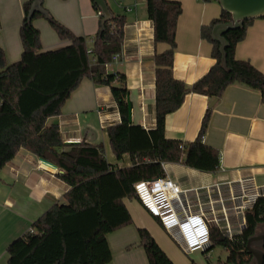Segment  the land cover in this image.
Wrapping results in <instances>:
<instances>
[{"label":"trees","instance_id":"obj_1","mask_svg":"<svg viewBox=\"0 0 264 264\" xmlns=\"http://www.w3.org/2000/svg\"><path fill=\"white\" fill-rule=\"evenodd\" d=\"M32 2L24 4L20 61L9 65L6 52L0 47V172L25 149L63 171L58 176L69 191L63 203L50 208L33 224V233L27 232L11 243L8 264H110L113 254L108 236L133 225L124 200L139 202L135 184L165 177L166 164H183L204 174L215 173L220 168L219 151L204 143L212 109L207 110L193 142L166 137V118L182 106L186 96L198 94L220 99L229 86L240 84L260 91L264 102V75L250 62L235 57L236 47L245 39L255 19L224 35L228 41L225 63L220 44L212 40L211 33L214 25L230 22L231 15L222 10L218 19L203 27L201 38L213 45L212 57L216 63L202 79L188 86L174 77L176 33L182 6L169 0H147L154 42L170 48L154 56L156 127L146 130L131 121L132 104L125 74L107 72L113 57L123 52L125 17L112 14L111 21L102 24L100 16L99 30L92 42H88L86 37L75 35L50 16L51 27L68 45L44 52L41 33L34 21L45 17L35 14L29 21ZM92 3L99 13L98 6ZM85 78L111 89L121 121L107 128L109 144L117 160L130 157V167L111 165L102 144H64L59 127L47 125L49 118L61 115L64 105ZM246 220L244 231L233 239L213 230L208 252L219 245L227 252L224 263L254 264L247 243L264 230L263 200L257 202ZM138 235L139 246L149 264H174L147 229H138ZM191 264L196 263L191 261Z\"/></svg>","mask_w":264,"mask_h":264},{"label":"crops","instance_id":"obj_2","mask_svg":"<svg viewBox=\"0 0 264 264\" xmlns=\"http://www.w3.org/2000/svg\"><path fill=\"white\" fill-rule=\"evenodd\" d=\"M28 1L0 0V47L5 50L9 65L20 61L22 56L20 28L24 18V4ZM107 1L112 14H121L126 19L122 58L118 63L108 65L107 72H120L126 76L132 104V123L146 130L154 129V56L170 47L164 43L155 44L153 22L148 19L147 13L142 16L139 12L140 8H146L147 0ZM169 1L179 2L182 6L176 33L174 77L192 86L216 63L212 57L213 45L202 39L200 33L203 27L220 17L222 9L214 0ZM43 7L56 21L75 35L86 37L89 42H92L99 30L100 16L92 0H44ZM34 26L41 33L44 52L68 45L59 39L48 19L40 17L34 21ZM235 57L250 62L264 75L263 18L255 19L247 29L245 39L236 47ZM214 100L198 94L187 95L182 106L167 116L166 137L184 143L193 142L199 134L207 110L212 109L204 143L219 151L220 168L215 173L204 174L183 164H166V175L184 188L235 182L251 176L257 185L264 186V102L260 91L234 84L212 106ZM120 121L111 89L85 78L64 105L61 115L49 118L47 125L59 127L66 145L81 142L102 144L107 161L111 165L125 168L132 164L130 157L116 159L107 133L108 127ZM58 175L59 170L44 165L25 149H21L0 172V264H8V248L14 240L29 232L33 224L50 208L64 202L69 187ZM124 203L133 218V226L108 236L113 254L110 264H149L144 250L139 246L138 229H147L174 264H191L175 243L172 245L165 241L167 237L162 235L164 230L161 225L157 223L158 227L149 221L142 210L141 223L131 212L133 201L126 199Z\"/></svg>","mask_w":264,"mask_h":264},{"label":"built area","instance_id":"obj_3","mask_svg":"<svg viewBox=\"0 0 264 264\" xmlns=\"http://www.w3.org/2000/svg\"><path fill=\"white\" fill-rule=\"evenodd\" d=\"M121 58L122 54H116L112 64ZM134 188L142 206L158 219L165 233L186 255L208 252L213 230L228 239L241 234L247 225V214L257 202L264 201V186L257 185L253 176L184 188L166 175L137 183Z\"/></svg>","mask_w":264,"mask_h":264},{"label":"water","instance_id":"obj_4","mask_svg":"<svg viewBox=\"0 0 264 264\" xmlns=\"http://www.w3.org/2000/svg\"><path fill=\"white\" fill-rule=\"evenodd\" d=\"M99 8L102 14V24L111 21L113 15L107 0H92ZM44 0H33L28 19L31 21L35 14H41L46 19L50 15L43 7ZM221 9L231 15V21L228 23H218L214 25L211 33L213 41L220 44V52L226 62L225 50L228 47V41L224 35L232 30L241 29L244 22L251 19L264 18V0H218ZM215 99L212 106L216 104ZM131 118V114H130ZM49 168L57 171L58 168L49 162L41 160ZM63 175V171H59ZM248 253L253 257L254 264H264V231L249 239L247 243ZM227 264V263H224Z\"/></svg>","mask_w":264,"mask_h":264},{"label":"rangeland","instance_id":"obj_5","mask_svg":"<svg viewBox=\"0 0 264 264\" xmlns=\"http://www.w3.org/2000/svg\"><path fill=\"white\" fill-rule=\"evenodd\" d=\"M139 12L143 16L147 13V10L145 7H142V8H140ZM118 15H121V14H118ZM132 16H134V15H132ZM130 209H131L133 216L136 219H139L141 223H142V211H144L145 217L147 219H149V221H151L153 224L158 226L157 222H155V220H153L154 218L150 215V213L142 205H140L138 203V201L135 202V200H133V204L130 205ZM138 213H140L141 215H139ZM131 226H133V225H131ZM131 226H128V227H131ZM158 227H160V226H158ZM163 232H161L162 235L163 236L165 235L167 237V240H165V241H169L172 245H175L174 242L171 240V238L165 232H164L165 234H163ZM165 236H164V238H165ZM184 256L188 257V261H190V263H191V261H194L196 264H218L219 262L226 261L227 252L222 246L218 245V246H215L213 248V250H211L210 252L203 253V252L196 251L190 255L184 254Z\"/></svg>","mask_w":264,"mask_h":264}]
</instances>
